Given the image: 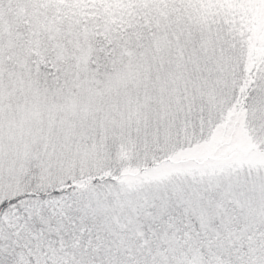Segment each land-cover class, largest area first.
<instances>
[{"label": "snow or ice", "instance_id": "6c2138e0", "mask_svg": "<svg viewBox=\"0 0 264 264\" xmlns=\"http://www.w3.org/2000/svg\"><path fill=\"white\" fill-rule=\"evenodd\" d=\"M0 264H264V0H0Z\"/></svg>", "mask_w": 264, "mask_h": 264}]
</instances>
